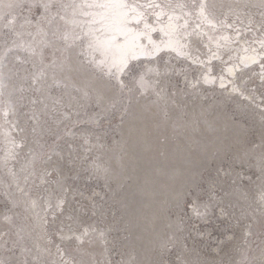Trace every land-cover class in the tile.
<instances>
[{
    "label": "snow or ice",
    "instance_id": "6c2138e0",
    "mask_svg": "<svg viewBox=\"0 0 264 264\" xmlns=\"http://www.w3.org/2000/svg\"><path fill=\"white\" fill-rule=\"evenodd\" d=\"M0 264H264V0H0Z\"/></svg>",
    "mask_w": 264,
    "mask_h": 264
},
{
    "label": "rangeland",
    "instance_id": "374dc122",
    "mask_svg": "<svg viewBox=\"0 0 264 264\" xmlns=\"http://www.w3.org/2000/svg\"><path fill=\"white\" fill-rule=\"evenodd\" d=\"M255 11V10H254ZM257 19H258V16H257ZM258 70V69H257ZM258 84H259V81L257 80L256 81V85H257V87H258ZM252 85L250 84V87H251ZM256 95H257V103H259V95H260V93H259V90L257 91V93H256ZM90 185L91 187H98V182L97 181H95V180H89L87 177H83L80 181H79V187H81V188H83V187H85V185Z\"/></svg>",
    "mask_w": 264,
    "mask_h": 264
}]
</instances>
